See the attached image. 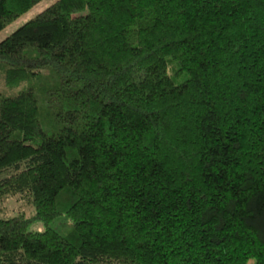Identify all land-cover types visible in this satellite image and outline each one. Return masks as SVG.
Instances as JSON below:
<instances>
[{
  "label": "trees",
  "instance_id": "1",
  "mask_svg": "<svg viewBox=\"0 0 264 264\" xmlns=\"http://www.w3.org/2000/svg\"><path fill=\"white\" fill-rule=\"evenodd\" d=\"M7 197L0 264H264V0H54L1 39Z\"/></svg>",
  "mask_w": 264,
  "mask_h": 264
},
{
  "label": "rangeland",
  "instance_id": "2",
  "mask_svg": "<svg viewBox=\"0 0 264 264\" xmlns=\"http://www.w3.org/2000/svg\"><path fill=\"white\" fill-rule=\"evenodd\" d=\"M53 1L54 0H40L33 6H31L27 11L23 12L10 23L5 25L0 30V40L9 35L13 30L22 25L24 22L33 17L36 13H38ZM18 212H22L25 216H29L33 213V209L32 207L30 208L27 203H24L16 197H7L4 199H0V217H9ZM54 224L55 222H52L49 226L53 227ZM43 227L44 226L40 222H34L28 225L29 230H42ZM244 264H255V261L252 257H248Z\"/></svg>",
  "mask_w": 264,
  "mask_h": 264
}]
</instances>
